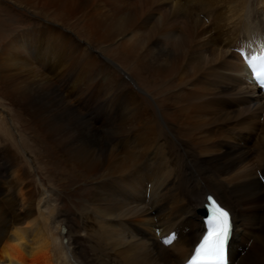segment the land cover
<instances>
[{"label":"bare ground","instance_id":"6f19581e","mask_svg":"<svg viewBox=\"0 0 264 264\" xmlns=\"http://www.w3.org/2000/svg\"><path fill=\"white\" fill-rule=\"evenodd\" d=\"M17 1L42 10L76 5L99 39L114 35L130 67L122 71L102 46L91 55L50 25L4 36L2 94L48 150L80 177L95 178L91 192H81L85 207L76 223L54 196H36L3 150L7 174L0 180L14 191L6 206L0 202V264H182L202 231L196 209L207 193L230 214L225 264H264V91L246 63L264 48V0H144L140 9L125 0ZM70 49L73 65L80 61L86 73L99 58L123 72L103 78L114 87L102 88L95 104L67 102L65 66L54 75L56 66L46 67L65 63ZM139 71L145 90L133 77ZM28 89L48 99L35 102ZM138 92H152L150 100L142 104ZM68 113L83 134L96 136L94 153L72 143ZM0 131L10 139L1 116Z\"/></svg>","mask_w":264,"mask_h":264},{"label":"rangeland","instance_id":"374dc122","mask_svg":"<svg viewBox=\"0 0 264 264\" xmlns=\"http://www.w3.org/2000/svg\"><path fill=\"white\" fill-rule=\"evenodd\" d=\"M125 1L129 4H134L136 8L138 7V9H140V6H142L144 0ZM0 7L1 11L5 10L6 12V15L4 11L0 12V15L2 14L1 16L3 17L2 19L7 20V22H3L1 25L3 34L0 38L3 39H0V45L8 39L7 37H9L11 34L19 32L20 30L33 28L35 26L42 29L50 25L56 29H59L60 33L64 35L66 33H70V37L74 40V42L77 45H80L88 50L91 55L97 56L100 51L99 48L102 46L103 49H106L104 53L105 57L117 64L118 67L122 69V71H126V69L130 67L127 66L128 62L127 57L124 56L125 52L122 54V52L117 49L116 45L113 44L115 41L114 35H111V38L107 36L108 38L105 37L101 38L102 40L99 39L100 36L98 35V32L94 31L87 25L86 19L83 17L81 11H79V8L76 5H67L66 8H58L57 10H52L51 7H47L45 9L43 8L42 10V8H39L34 2L24 3L17 0H0ZM7 15H9L8 19L6 18ZM69 26L72 28H76L87 36H91L92 38L94 37L93 39H97L98 45L87 40L85 36L78 33V31L76 30H72L71 28H69ZM140 35L141 33L137 34V39H140L142 37V35ZM4 36L7 39H4ZM59 52L61 54V51ZM65 56H67L68 59L60 66L52 64V62L50 63V65L46 64V67L51 69V66H56V69L52 73V75H54L61 68V66H65V71L64 73H62V75L65 76L66 83L63 86L62 90L66 95L67 102H72L73 100H75L80 103L95 104V98L97 97L96 100H98V98L100 99L102 97V94H99L98 96V93L102 90V88L106 92H109L114 87H105L103 85V78L105 76H108V78H110V81H114L118 79V77L123 76V72H119L115 66L110 65L109 63L108 65L105 60H102V58H99L100 60L95 63V66L93 65V69L91 68V70L86 73L85 71L77 68L78 65L80 66V61L78 62V64L76 63L75 65H73L74 61L77 58V53L74 50L70 49ZM234 56V60H238L237 62H239L238 52H234ZM244 56L245 55L240 54V61L243 62ZM58 58H60V56H58ZM133 77L136 84H138L140 88L144 89V75L141 73V71H139V75L134 73ZM57 86L59 87L60 84H58ZM158 87V85L156 87L154 86L153 90L156 91L157 89H159ZM130 89L134 90V87L130 86ZM35 90L37 89L29 91L30 94H32L31 98L33 101L41 102L40 100L42 99H48V97L45 96L41 98L39 94L35 93ZM2 91L3 89L0 84V116L4 121V125L7 129V133L9 134L10 139L5 137V135H3L0 131V153L3 150L9 148L10 153L14 155L13 157L15 159V162L19 163V166L23 169L24 174L26 175L25 183L29 185L30 190L35 193L36 196L40 194L43 197L54 196L57 204V209L62 212H66L69 215H72L75 222L78 223V215L81 214L82 208L85 207L81 192L83 190H87V193L91 192V188L89 186H91V182L95 178V176L82 175L80 177V175H78V171H74L73 166L69 168L66 166L60 156V153L56 152L52 148V146V150H48V148H46L47 142L44 136L37 131H31L33 130L32 124L30 123V121H28V117H26L24 113L22 114V111L20 109L11 105L8 98L4 96V94H2ZM33 93L36 95H34ZM81 93H84V95L80 97ZM151 93L138 92L137 97L140 102L142 101L143 104L144 102H148L150 100ZM156 97L159 98V95L155 94L153 96V99L157 100ZM58 99L59 98L53 100L57 101ZM150 107H152L151 109L153 113L156 112L151 104ZM77 109L82 110V108L80 107H78ZM66 119V128L69 129V131L72 130V143L76 146L83 147L84 149L89 148V150L94 153L97 149L98 144L96 136L94 134H83L80 123L70 113H68ZM92 123H94L93 120ZM5 160L6 159L4 157H0V167H2L0 168L1 180L3 179V176L7 174L4 166ZM22 162H25L27 166L24 165V167ZM1 180L0 202L4 206H6L11 196L13 195L14 190L12 189V183L3 184ZM8 180L9 178H6V180L4 181ZM202 185L203 184H201V187L204 188V185ZM195 215L198 216L196 213ZM60 229L63 231L64 227L62 226Z\"/></svg>","mask_w":264,"mask_h":264},{"label":"snow or ice","instance_id":"6c2138e0","mask_svg":"<svg viewBox=\"0 0 264 264\" xmlns=\"http://www.w3.org/2000/svg\"><path fill=\"white\" fill-rule=\"evenodd\" d=\"M210 216L207 221L208 231L202 243L196 248L194 264H225V250L231 233L229 213L219 207L209 197ZM165 244H171L166 239Z\"/></svg>","mask_w":264,"mask_h":264},{"label":"water","instance_id":"95a60500","mask_svg":"<svg viewBox=\"0 0 264 264\" xmlns=\"http://www.w3.org/2000/svg\"><path fill=\"white\" fill-rule=\"evenodd\" d=\"M204 208H197L196 209V212L198 213V215L200 216V219L201 217L205 216L206 215V212L209 211L210 209L207 207V206H203Z\"/></svg>","mask_w":264,"mask_h":264}]
</instances>
